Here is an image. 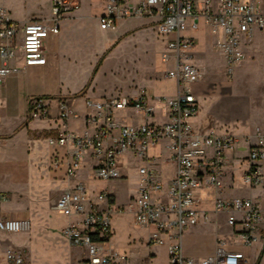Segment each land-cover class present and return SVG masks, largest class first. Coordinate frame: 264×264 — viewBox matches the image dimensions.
Masks as SVG:
<instances>
[{
	"label": "built area",
	"instance_id": "obj_1",
	"mask_svg": "<svg viewBox=\"0 0 264 264\" xmlns=\"http://www.w3.org/2000/svg\"><path fill=\"white\" fill-rule=\"evenodd\" d=\"M79 7V0H52L49 20L25 23L14 21L6 9L0 8V85L29 68L45 66V40L51 34L58 35L63 21ZM131 19L155 20L156 32L165 41L161 57L163 76L176 83V95L156 99L165 111L163 123L153 122L157 113L150 105L147 88H141L135 96L86 98L82 134L66 129L75 98H33L29 103L31 120H48L55 102L57 118L64 128L58 136L47 139L55 152L51 164L55 169H64L69 185L53 210L80 218L82 225H69L61 234L71 246L86 251L81 264H129L127 256L110 249L112 216L128 211L134 214L139 227L152 230L151 245L167 248L171 264H242L243 253L228 250L226 241H220L216 253L204 259L187 258L183 253L184 234L210 220L208 212L198 208L200 190L222 191L229 156L241 143L246 144L247 152L244 185L250 189L264 188V132L239 137L214 130L203 132L193 126L192 120L200 111L195 86L203 74L194 58L197 41L184 32L196 31L203 19L209 32L218 37L216 49L227 73L233 75L256 33L264 31V10L258 0H219L216 9L212 0H204L201 8L195 0H143L138 4L105 0L99 24L102 30H114L119 21ZM14 61L22 66L12 65ZM129 112L142 115L144 123L128 124L125 114ZM73 118L80 116L75 113ZM161 143H166L169 160L176 166L175 176L168 184L162 180L157 159L150 155ZM126 155L142 162L137 194L125 207L110 204L106 210H100L98 204L111 203L112 196L108 192H92L82 182H73L86 157L93 162L91 180H120L118 162ZM5 199L0 195V201ZM214 212L226 213L228 224L240 227L236 237L247 247L257 241V233L264 226V208L257 200L217 197ZM31 228L29 219H0L1 234L28 232ZM6 261L24 264L25 258L22 251L8 249Z\"/></svg>",
	"mask_w": 264,
	"mask_h": 264
},
{
	"label": "rangeland",
	"instance_id": "obj_2",
	"mask_svg": "<svg viewBox=\"0 0 264 264\" xmlns=\"http://www.w3.org/2000/svg\"><path fill=\"white\" fill-rule=\"evenodd\" d=\"M46 3L47 0H0V4L9 5L12 8V19H25L31 14H38L39 11L46 9L44 8ZM81 3L80 14L84 13L85 17L80 24L84 29L74 27L72 35L71 29L69 30L74 58L69 57V64L62 56L63 63L59 72L50 73L48 76H38V83L46 86V93H52L53 90L56 93L60 83L61 93L74 95L71 98L88 95L97 99L95 97L130 95L144 86L153 97L173 96L174 81L166 80L163 76L165 67L161 57L165 41L157 34L156 25L150 24L147 19H132L119 23L115 31L102 30L97 13L105 0H81ZM258 5L264 10V0H258ZM13 9L20 12L22 16L17 15L18 13ZM129 27L133 28L126 30ZM124 30H126L125 35L121 33ZM109 41L112 43L105 45V42ZM67 54H70V50L65 53ZM245 54L244 61L234 70V74L230 75L225 69L221 53L213 46L210 38L206 45H201L199 48L195 61L201 68L203 76L199 92L195 90L200 107L195 123L201 129L207 132L214 130L218 133L235 134L239 137L254 136L258 131L264 132V31L256 33L254 40L247 46ZM102 58H104L103 62L97 70ZM77 105L82 108L81 102ZM156 112V121H163V111ZM35 121L41 126L44 125L42 120ZM46 137L45 134L35 137L43 142L38 145L35 151L36 156L31 159L34 162L38 157L44 158L45 162L47 156L51 158L54 153V149L48 146ZM6 150L8 158L12 161H1L6 162L2 166L13 169L18 165L27 164V144L24 137L15 138ZM46 163L48 164V161ZM245 166H247L246 160ZM232 170L235 175V184L234 189L227 195L255 197L257 193L250 192L248 187L243 185V168L235 165ZM126 173L127 182L111 184L102 181L95 184L96 188L115 193L117 201L123 203L129 195L133 194L136 185L134 174L124 171V174ZM36 183L32 185L35 189H31L29 193L38 198ZM8 185L9 181L0 177V190ZM30 200L34 199L32 197L14 199L21 207L30 205ZM44 212L42 218L44 222H47L46 224L52 225L51 233L60 239L58 244L52 245L48 237L44 235L45 226L35 227L33 221L30 231L7 234L6 237V240L15 247H28L31 264H53L54 258L51 253L57 254L68 249L67 243L60 234V230L67 223L66 218L57 212L48 214L46 210ZM132 226L130 216L119 214L113 216L115 236L121 243H125L127 237L126 235L119 237L120 230L123 228L127 233L133 230ZM30 239H34L33 242L39 249L35 250V257L28 244ZM9 241L0 239L2 245ZM24 250L23 255L27 256L28 251ZM2 251L7 250L2 248ZM0 258H3L2 254ZM24 264H29L27 257ZM156 264H167V257L159 256Z\"/></svg>",
	"mask_w": 264,
	"mask_h": 264
},
{
	"label": "crops",
	"instance_id": "obj_3",
	"mask_svg": "<svg viewBox=\"0 0 264 264\" xmlns=\"http://www.w3.org/2000/svg\"><path fill=\"white\" fill-rule=\"evenodd\" d=\"M133 4H138L143 0H127ZM196 3L201 8L202 2L204 0H195ZM213 7L216 9L219 4V0H212ZM80 7L77 11L71 14L63 23L61 24V30L58 35L51 34L44 42L45 55L47 58V64L45 66L40 67H32L29 68L19 75H14L8 77L2 85H0V177L5 178L9 181V185L7 187H2L0 190V195L5 196L4 201H0V219H29L34 222L35 227H44V235L48 237V241L52 243V245H56L59 243L60 239L55 237L53 233H51L52 225L46 224L44 222L43 214L46 210L47 213L56 212L53 210V206L62 193L68 188V184L65 181V173L64 169H55L51 164V158L47 156L45 162L44 158L39 159V157L35 160H31L36 156L38 145L43 142L36 136H41V134H45L46 142L49 137H56L60 133L64 131L62 121L57 118L56 112V103L52 102L51 104V115L52 117L48 120H40L44 125H39L35 120H31L29 118V103L33 98H58V97H72L74 95H63L61 93V85L58 83L57 92L53 90L52 93H46V86L42 85L39 82V77L42 75L48 76L50 73H55L56 71H60L62 67V56L64 60L69 62V57L74 58V54L71 51V39L69 37V30L71 29V35L73 34L72 28L84 29L81 27V20L84 18V13L80 14L82 11V3L79 0ZM104 4L100 6V10L97 14L99 17L104 12ZM0 8L6 9L11 17L12 8L9 5L0 4ZM46 9L43 11H39L38 14H31L28 18L25 19H13L16 22L25 23L30 21H47L51 18V8H52V0H47L45 4ZM14 12L18 13L17 15L22 16V14L13 9ZM98 17V20H99ZM12 19V18H11ZM132 20V19H131ZM131 20H122L119 23ZM149 20L150 24L154 23L156 25L155 20ZM118 24L116 25L117 30ZM148 25V24H143ZM134 27V26H133ZM131 27V28H133ZM130 27L126 30H130ZM126 30L122 31V34H126ZM185 36L193 37L197 41V47L194 52L195 55L199 52V48L201 45H206L208 39L210 38L213 46L216 48V41L218 37L213 36L206 26L203 19L199 21V28L196 31L186 30L184 32ZM109 45L112 43L111 41L105 42V45ZM70 50V54L65 55L66 52ZM217 50V49H216ZM223 59V58H222ZM196 62V61H195ZM12 65H17L19 67L22 66L21 62H11ZM198 65V64H197ZM199 66V65H198ZM59 81V79H58ZM60 82V81H59ZM175 84V93L171 97L173 98L176 95V83ZM201 85V81L195 86V90L199 92ZM141 88H146L141 87ZM135 93L128 94L125 96H135L138 91ZM122 95V94H121ZM197 95V94H196ZM112 96V95H110ZM108 96L95 97L97 99H101ZM86 98L94 99L88 95L84 97L75 98L73 108L71 111V118L67 122V130L70 132H74L77 134H82L85 131L84 125V116L86 115V109L84 107V100ZM159 98V97H157ZM156 97L151 96L150 105L154 107L155 111L161 110L163 111V121L157 122V115L154 118L153 122L155 123H163L165 121V111L157 102ZM81 102L82 108H79L77 105ZM77 113L80 118L74 119L73 114ZM157 113V112H156ZM200 113V111H199ZM198 113V114H199ZM124 114H122L123 116ZM128 117V124L131 125H140L144 123V118L142 115L134 114V113H126ZM198 116V115H197ZM197 116L192 120V124L197 130H201L203 132L205 129H201L196 123ZM17 137H24L27 144V156L28 160L27 164L18 165L13 169L7 166H2V164L6 162H1L4 160L12 161V159L8 158L7 148L9 144ZM45 141V139H44ZM55 153V152H54ZM53 153V154H54ZM52 154V155H53ZM246 144L241 143L240 146L229 156V165L226 167L224 171V187L220 193L213 192L212 190L202 189L198 194L199 203L198 208L202 211H207L209 214V222L208 223H200L198 226L188 230L182 240V248L183 253L187 258H194L196 260L204 259L210 256H213L218 248V243L220 241H226V248L231 251L241 252L243 253L245 259L242 264H264V226H261L257 233V241L253 243L251 246L243 245L238 238L236 237V233L240 230V227H231L228 224L229 216L226 213H215L214 212V203L217 197H220L225 200H234L237 198H247L252 200H257L261 207L264 208V188L250 189L248 190L252 193H257L255 197H234L227 195L234 189L235 184V175L233 173V167L235 165L242 167V175L246 168L244 159L246 157ZM150 155L157 159L158 168L161 173L162 180L165 184H168L175 176L176 166L173 162L169 160L170 154L167 150L166 143H161L160 146L152 149L150 151ZM48 161V164L46 163ZM14 162H16L14 160ZM92 160L89 157H86L84 160V166L79 172L78 177L73 182V184L77 182L84 183L87 188L92 192H108L112 196L111 203H103L98 204L100 210H106L108 206L111 204L114 207H125L130 200H132L136 194L139 187V174L138 168L142 166V162L133 158L131 155H126L122 157L118 162V167L121 172L122 178L120 180L111 181L107 183L116 184V183H125L128 181L127 173L124 174V171L128 172V174H134L136 177V185L133 191V194L129 195L123 203H119L117 201V197L115 193L109 192L107 189H97L96 183L98 181H93L90 179V172L92 168ZM36 183V187L38 188L37 193L39 194L38 198H35L31 193V189L33 190V184ZM102 182V181H99ZM104 182V181H103ZM243 182V180H242ZM244 185V183H243ZM35 189V188H34ZM32 197L34 200H30V205L26 207H21L17 202L14 201L15 198H30ZM29 201V200H27ZM63 215L67 223L60 230V234L62 230L69 225H74L77 227H81V220L78 217H68L65 213L57 212ZM11 214V215H10ZM119 215H128L130 216L132 229L129 232H125V229H121L119 233V237L126 235V242L121 243L118 240V237L115 236V231L113 228V216ZM112 216V237L110 241V249L114 252L119 253L120 255H124L128 257L129 264H156L159 256L165 255L167 257V264L170 263V258L168 255V251L166 247L154 246L149 243V237L152 230H146L139 227L136 224L135 216L133 213L124 211L122 213H116ZM9 216H14L10 218ZM41 218V219H40ZM50 223V221H49ZM121 226V224H120ZM40 230V229H39ZM35 233V232H34ZM7 234L0 233V239L3 241L6 240ZM18 237V236H17ZM62 239L67 243L68 249L67 251H60L59 253H51L53 259V264H81V262L86 257V251L84 249L76 248L71 246L66 239ZM34 239L29 240V246L35 257V250H39L38 246H36L33 242ZM3 249H11L15 252L20 251H28V247H15L9 241L2 245L0 243V254H2L3 258L2 263H8L6 261V251L3 252ZM24 248V249H18ZM42 250V249H41ZM164 252V254H163ZM27 260L29 264L30 261V253L28 251L27 256L25 255V261ZM1 263V264H2Z\"/></svg>",
	"mask_w": 264,
	"mask_h": 264
},
{
	"label": "trees",
	"instance_id": "obj_4",
	"mask_svg": "<svg viewBox=\"0 0 264 264\" xmlns=\"http://www.w3.org/2000/svg\"><path fill=\"white\" fill-rule=\"evenodd\" d=\"M103 59H104V58H102V60L98 63L97 70H98L99 66H101V64H102V62H103Z\"/></svg>",
	"mask_w": 264,
	"mask_h": 264
}]
</instances>
